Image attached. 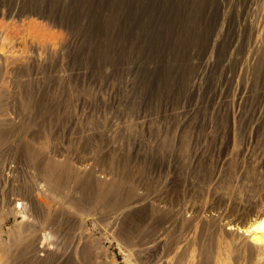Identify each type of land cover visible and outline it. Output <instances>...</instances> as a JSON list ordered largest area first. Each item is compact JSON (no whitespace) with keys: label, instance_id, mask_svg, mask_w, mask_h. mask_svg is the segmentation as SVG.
Here are the masks:
<instances>
[{"label":"rangeland","instance_id":"obj_1","mask_svg":"<svg viewBox=\"0 0 264 264\" xmlns=\"http://www.w3.org/2000/svg\"><path fill=\"white\" fill-rule=\"evenodd\" d=\"M0 22V264H264V232L227 229L264 215V0H0Z\"/></svg>","mask_w":264,"mask_h":264},{"label":"bare ground","instance_id":"obj_2","mask_svg":"<svg viewBox=\"0 0 264 264\" xmlns=\"http://www.w3.org/2000/svg\"><path fill=\"white\" fill-rule=\"evenodd\" d=\"M41 24L44 26L43 23H41ZM41 24L40 23L38 24V22L36 20H34V19H30L28 21V23H27L26 28L23 31V32H25V34L23 35V37L30 36L32 39H35L37 42L41 43V45L44 44L42 42L44 40L39 41V39H40L41 36H45L46 35V32H44V30L38 29L40 26H42ZM18 30H17V32H18ZM6 33H7V35L9 37L12 38V36H11V33L12 32L10 30H8ZM7 35H6V37H7ZM54 39H55V36H51V38H47L46 42H51V44H55V40ZM24 40H25V38H24ZM227 225H228V227H227L228 230H230V231H236V232H239V233H248L251 230L256 231L255 237L258 238L259 235L264 232V215L262 213H258L257 216H256V219H255L254 223H251V224H250L249 221H244V224H242V225H239L238 223H233V222H229ZM260 240L264 244V236L261 237Z\"/></svg>","mask_w":264,"mask_h":264}]
</instances>
